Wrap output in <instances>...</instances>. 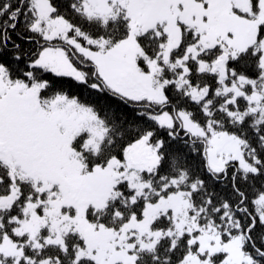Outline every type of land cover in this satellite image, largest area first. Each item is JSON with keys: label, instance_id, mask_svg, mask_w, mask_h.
I'll use <instances>...</instances> for the list:
<instances>
[{"label": "snow or ice", "instance_id": "obj_1", "mask_svg": "<svg viewBox=\"0 0 264 264\" xmlns=\"http://www.w3.org/2000/svg\"><path fill=\"white\" fill-rule=\"evenodd\" d=\"M0 264H264V0H0Z\"/></svg>", "mask_w": 264, "mask_h": 264}]
</instances>
